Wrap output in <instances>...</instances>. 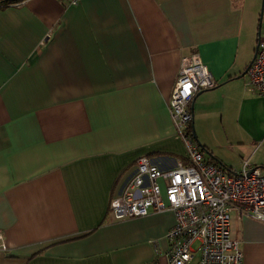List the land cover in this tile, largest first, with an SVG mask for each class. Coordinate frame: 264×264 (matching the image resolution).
<instances>
[{"label":"crops","instance_id":"obj_1","mask_svg":"<svg viewBox=\"0 0 264 264\" xmlns=\"http://www.w3.org/2000/svg\"><path fill=\"white\" fill-rule=\"evenodd\" d=\"M260 6L23 0L0 9V264H168L173 214L115 220L109 204L138 158L188 163L168 103L192 53L216 83L191 102L192 131L214 161L205 159L229 174L243 162L263 172L264 97L241 77L264 39ZM230 232L241 264H264V222L234 212ZM189 264H200L197 243Z\"/></svg>","mask_w":264,"mask_h":264},{"label":"built area","instance_id":"obj_2","mask_svg":"<svg viewBox=\"0 0 264 264\" xmlns=\"http://www.w3.org/2000/svg\"><path fill=\"white\" fill-rule=\"evenodd\" d=\"M81 0H68L77 5ZM247 87L264 97V39L246 71ZM215 81L197 53L183 57L171 92L168 112L188 163L168 169L140 157L110 201L115 220L134 219L170 211L174 224L166 233L168 264H189L197 243L200 264H241L238 240L230 219L239 212L264 222V174L243 162L240 171L226 173L205 159L192 134L191 102L196 93L215 87ZM6 250L0 232V251Z\"/></svg>","mask_w":264,"mask_h":264},{"label":"trees","instance_id":"obj_3","mask_svg":"<svg viewBox=\"0 0 264 264\" xmlns=\"http://www.w3.org/2000/svg\"><path fill=\"white\" fill-rule=\"evenodd\" d=\"M21 1H23V0H0V9L5 8V7H8V6H10L12 4H15V3H19ZM192 134H193V132H192ZM202 151L203 152H206V151H204L203 147H202ZM206 154L208 155V158L212 161L213 159H212L211 155L208 152H206ZM213 164L216 165V166H219L220 168L223 169L221 163H218V161H216V163H213Z\"/></svg>","mask_w":264,"mask_h":264},{"label":"water","instance_id":"obj_4","mask_svg":"<svg viewBox=\"0 0 264 264\" xmlns=\"http://www.w3.org/2000/svg\"><path fill=\"white\" fill-rule=\"evenodd\" d=\"M260 8H261V11H260V14H259V25H258V27H260V25H261V20H262V16H263V12H264V0H261V6H260ZM256 51H257V46H256L255 49H254V54H253V57H252L251 63H252V61H253L254 58H255ZM251 63H250V64H251ZM245 74H246V71H245L244 73L241 74V77H244ZM190 110H192L191 107H190ZM191 112H192V111H191ZM193 136H194V138H195L197 144L199 145V147L202 148V146L198 143V141H197V139H196V136H195L194 132H193Z\"/></svg>","mask_w":264,"mask_h":264},{"label":"rangeland","instance_id":"obj_5","mask_svg":"<svg viewBox=\"0 0 264 264\" xmlns=\"http://www.w3.org/2000/svg\"><path fill=\"white\" fill-rule=\"evenodd\" d=\"M260 11H261V8L259 7V10H258V18L256 19V21H259V14H260ZM258 24H259L258 22H257V23L255 22V25H254V28H255V29H256V26L258 27ZM255 33H256V30H255ZM222 150H223V149H222ZM228 154H229L228 157H231V158H233V159H234L235 156H236L235 154H230V153H228ZM257 157H258V156H257ZM258 160H259V158H258ZM262 170H263V172H264V167H263Z\"/></svg>","mask_w":264,"mask_h":264}]
</instances>
